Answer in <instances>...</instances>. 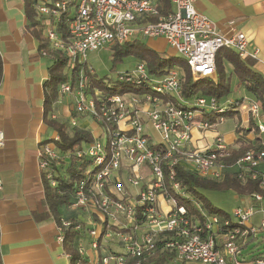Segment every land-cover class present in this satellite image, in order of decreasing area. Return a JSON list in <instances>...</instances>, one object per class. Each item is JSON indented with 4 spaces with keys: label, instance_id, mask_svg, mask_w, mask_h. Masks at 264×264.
<instances>
[{
    "label": "built area",
    "instance_id": "built-area-1",
    "mask_svg": "<svg viewBox=\"0 0 264 264\" xmlns=\"http://www.w3.org/2000/svg\"><path fill=\"white\" fill-rule=\"evenodd\" d=\"M194 1L171 0L174 9L165 15H159L152 0H36L34 5L49 47L72 63H86L89 52L115 43L156 37H163L185 61L194 80L215 75V54L221 48L242 57L257 56L258 49L247 51L244 33H219L196 9ZM63 19L65 35L57 30ZM181 75L179 67L153 75L144 62L137 61L132 70L117 73L116 81L138 90L102 94L94 89L90 94L89 77L83 67L75 85L70 81L59 85L58 101L70 98L73 103L68 124L77 125V117L83 116L99 126L93 140L85 142L87 147L82 143L74 151L77 157L91 159L84 178L75 184L69 204L72 210L85 212L77 217L79 222L74 228L86 226L93 258L101 264H126L129 258L148 256L156 249L160 235L166 233L163 246L183 261L264 264V256L250 261L241 256V246L264 229V174L259 169L264 165V141L257 150H246L230 162L231 146L221 134H216L210 144L194 145L192 130L203 132L213 126L203 113L209 109L223 118L221 114L232 101L221 104L215 97L204 95L181 98ZM168 97L177 98L179 104L165 100ZM246 112L264 139V116L258 103L252 100ZM57 138L54 134L51 140L42 142L37 153L40 174L51 185L54 181L49 163L61 156L54 144ZM3 144L0 130V146ZM174 164L214 180L231 171L242 180H259L261 191L246 195L245 202L242 200L233 209L232 217L202 211L200 223L187 215L185 206L165 187L167 175L171 190L181 192L179 183L173 181ZM160 197L166 201L165 206ZM256 213L260 215L258 225L253 223ZM70 224L69 219L62 221V226ZM113 238L121 253L102 251L103 239ZM58 241L63 242L61 229ZM79 253H84L81 247ZM64 254L69 259V254Z\"/></svg>",
    "mask_w": 264,
    "mask_h": 264
},
{
    "label": "crops",
    "instance_id": "crops-1",
    "mask_svg": "<svg viewBox=\"0 0 264 264\" xmlns=\"http://www.w3.org/2000/svg\"><path fill=\"white\" fill-rule=\"evenodd\" d=\"M152 1L156 5V0ZM168 1L170 12L174 6L171 0ZM194 6L209 18L219 33H244L247 51L258 49L256 57H249L254 61V68L264 76V0H195ZM152 39L156 43L154 46L149 42L151 38L141 40L162 55H178L163 37ZM43 51L29 26L25 1L0 0V130L4 135V144L0 146V264H68L62 243L58 241V224L52 215L43 217L45 194L37 153L42 142L56 134L51 130L47 135L49 128L43 121V83L52 64L51 57ZM234 83L235 79H232V86ZM232 90L234 96L229 100L247 99V103L242 100L236 113L242 111L241 119L246 123L240 120L236 125L248 127L251 120L246 111L254 99L242 88L232 87ZM58 99L57 91L49 117L56 115V119L68 124L73 111L72 100ZM77 125L89 128L92 135L99 132L98 124L87 117L78 116ZM215 126L213 124L203 132L193 129L192 143L198 146L210 144L216 134H221ZM253 129L255 126L251 125L247 138L261 145L264 139ZM221 135L230 146L235 144V131ZM259 169L264 174V165ZM245 196L235 195L239 203L245 202ZM160 201L166 205L161 197ZM61 212L64 217L85 214L72 210L69 205L62 207ZM259 216V213L253 216V223ZM83 240L79 238L78 249L82 248ZM101 244H105L102 250L105 253H121L115 238L103 239ZM93 254L87 249L82 256L87 264H101ZM170 255L171 260L166 264H201L183 261L175 253Z\"/></svg>",
    "mask_w": 264,
    "mask_h": 264
},
{
    "label": "trees",
    "instance_id": "trees-1",
    "mask_svg": "<svg viewBox=\"0 0 264 264\" xmlns=\"http://www.w3.org/2000/svg\"><path fill=\"white\" fill-rule=\"evenodd\" d=\"M25 12L29 20V26L34 35L39 41V48L44 49L52 59V64L48 67V77L43 83V121L47 128L58 135L54 140V144L60 153V157L51 160L49 163L51 171V179L54 185H51L49 179H46L42 174V182L44 186V211L43 217L52 215L59 228L63 232L62 247L65 252L69 254V264H87L86 260L79 253L77 242L79 238L86 235V226L82 224L81 229H75L78 223L77 217L62 216L61 208L68 207L70 204L75 184L84 178V170L91 165V159L87 157H77L74 151L78 149L82 143L93 140L91 130L79 125L70 126L66 121L49 117L51 113V106L57 99L58 87L61 83L70 81L75 85L78 79L79 69L83 67L88 74V92L94 93V89H99L102 94H115L123 92L127 89L138 88L132 85H126L121 82L112 81L110 86H105L106 80L97 78L92 71L89 70L87 63L71 62V60L57 50L49 47L48 41L43 35V24L41 18L35 11L36 0H24ZM156 7L159 15H165L169 11L168 0H156ZM157 17H155L156 19ZM57 30L65 35L66 25L63 19ZM112 52L113 60L121 59L122 56L134 55L137 61L144 62L148 71L153 75H163L169 69L179 66L182 70L180 78L179 96L181 98H192L197 95H204L207 97L213 96L218 102L224 96L230 93L232 87L242 88L249 94L259 105L260 111L264 116V76L254 68V61L249 56H239L235 51L228 48H221L215 54V77H202L194 80L191 72L185 61L178 55H162L160 52L148 46L141 39H134L122 44H113L109 47ZM229 67V71L227 70ZM0 75H1V59H0ZM232 79L235 83L232 86ZM165 100H170L173 104L178 105L177 98L168 97ZM242 98L235 99L221 114L223 117L233 116L237 113V107L242 102ZM73 115L75 113H72ZM219 116L211 112L203 113V118L210 123L215 122V117ZM248 127H241L239 124L235 127L236 140L235 144L229 148L230 157L228 162L241 156L246 150H257L261 145L250 141L247 134L251 131V125L255 123L251 120ZM258 133L257 129H253ZM257 138V137H256ZM51 140L47 138L44 142ZM174 171L173 181L179 183L181 188L180 193H175L171 190V181L165 175V187L173 193L179 204L185 206L187 215L194 216L200 223L203 222L201 212L207 214H219L223 217H229V214L224 210L213 205L212 202L205 196L204 191H231L238 197L250 195L255 192H260L259 180L245 179L242 180L234 172H226L224 177L220 180H214L207 177H201L194 172L184 168L179 164L172 166ZM167 169H164L166 172ZM65 219L71 220L69 226H62V221ZM166 234L160 235V240L157 241V247L152 254L144 257L129 258L126 264H166L171 260L170 253L164 246V237ZM264 236V235H263ZM257 237V236H256ZM254 237V238H256ZM248 239L247 242L241 246L242 254L253 253L251 258L246 261L254 260L258 257L264 256V251L255 252L256 250L248 246L254 239Z\"/></svg>",
    "mask_w": 264,
    "mask_h": 264
},
{
    "label": "rangeland",
    "instance_id": "rangeland-1",
    "mask_svg": "<svg viewBox=\"0 0 264 264\" xmlns=\"http://www.w3.org/2000/svg\"><path fill=\"white\" fill-rule=\"evenodd\" d=\"M147 40V39H145ZM153 46L156 45L155 41L151 38L149 40ZM112 50L109 47L101 48L95 51H91L86 56V63L90 68L92 69V73L97 78H103L106 80L105 86H110L112 81L116 80L117 73L124 72L126 70H132L137 62V58L134 55H126L122 56L120 59L113 60ZM179 66H175V68H178ZM90 69V70H91ZM230 91L229 94L224 96L222 99L219 100V103H224L230 98H233L234 93ZM189 103H193V99L188 100ZM243 102L247 103V99L245 98ZM207 112H210L208 109ZM241 113L235 114L233 116H227L220 118L219 116L215 117V122H211L213 124H216L215 128L219 130V133L221 134H230L235 131V125L238 121L241 119ZM242 123H246L243 120ZM249 122V121H248ZM99 128V126H98ZM51 133V130L49 129L47 135ZM154 137V135H153ZM88 143H83V147H87ZM92 167V166H91ZM205 196L212 202L213 205L217 206L218 208L224 210L232 217V211L233 209L238 205L239 200L235 197L234 193L231 191L226 192H219V191H204ZM259 219H254V224L258 225ZM264 229H262L258 234L257 237L254 238L251 243H249L248 246L252 245L256 251H264ZM84 239V240H83ZM83 245L82 249L86 252L87 249H90L89 246V240L90 237L88 234H86L83 238ZM251 254L253 253H246L245 255H241L246 260H249L251 258ZM251 264V263H247Z\"/></svg>",
    "mask_w": 264,
    "mask_h": 264
}]
</instances>
